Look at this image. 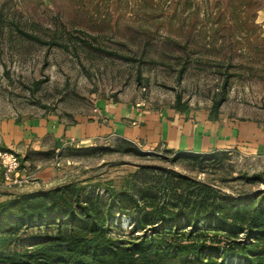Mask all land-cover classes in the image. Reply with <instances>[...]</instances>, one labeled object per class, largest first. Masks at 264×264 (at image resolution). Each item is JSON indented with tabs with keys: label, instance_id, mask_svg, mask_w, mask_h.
Returning <instances> with one entry per match:
<instances>
[{
	"label": "rangeland",
	"instance_id": "obj_1",
	"mask_svg": "<svg viewBox=\"0 0 264 264\" xmlns=\"http://www.w3.org/2000/svg\"><path fill=\"white\" fill-rule=\"evenodd\" d=\"M99 101L203 109L264 128V0H0V121L73 123ZM219 151L227 158L199 165L165 144L116 137L17 153L0 143L19 162L7 180L0 157V202L72 182L94 192L99 183L104 195L106 183L117 188L142 165L233 194L264 188L244 177L264 180V149ZM130 227L122 215L111 232ZM17 242L10 249L25 245Z\"/></svg>",
	"mask_w": 264,
	"mask_h": 264
},
{
	"label": "trees",
	"instance_id": "obj_2",
	"mask_svg": "<svg viewBox=\"0 0 264 264\" xmlns=\"http://www.w3.org/2000/svg\"><path fill=\"white\" fill-rule=\"evenodd\" d=\"M175 153L199 165L227 158ZM99 188L72 182L0 202V264H264V188L233 194L143 165L117 188L106 183L104 195ZM122 215L131 223L123 237L111 232ZM17 241L25 245L10 249Z\"/></svg>",
	"mask_w": 264,
	"mask_h": 264
},
{
	"label": "crops",
	"instance_id": "obj_3",
	"mask_svg": "<svg viewBox=\"0 0 264 264\" xmlns=\"http://www.w3.org/2000/svg\"><path fill=\"white\" fill-rule=\"evenodd\" d=\"M122 138L169 149L204 153L212 150L264 149V128L231 118H212L203 109L152 110L125 102L99 101L92 113L66 123L55 118L0 121V143L17 153L50 144L88 145Z\"/></svg>",
	"mask_w": 264,
	"mask_h": 264
},
{
	"label": "built area",
	"instance_id": "obj_4",
	"mask_svg": "<svg viewBox=\"0 0 264 264\" xmlns=\"http://www.w3.org/2000/svg\"><path fill=\"white\" fill-rule=\"evenodd\" d=\"M0 157L2 158V170L4 177L7 180H11L13 172L18 168L19 162L14 153L10 152H0ZM17 180H14L16 182Z\"/></svg>",
	"mask_w": 264,
	"mask_h": 264
}]
</instances>
